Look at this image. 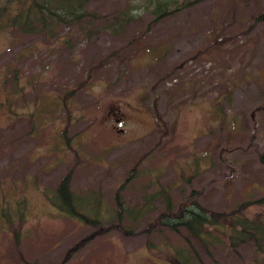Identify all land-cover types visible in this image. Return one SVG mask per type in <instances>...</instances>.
Segmentation results:
<instances>
[{"label":"rangeland","instance_id":"374dc122","mask_svg":"<svg viewBox=\"0 0 264 264\" xmlns=\"http://www.w3.org/2000/svg\"><path fill=\"white\" fill-rule=\"evenodd\" d=\"M130 1L92 0L98 20L57 37L0 30V264H168L183 234L147 225L164 197L125 214L128 233L118 191L130 208L164 187L227 212L264 196V0L103 28ZM67 172L84 204L102 199L100 224L54 203ZM244 214L264 221V203ZM196 244V264H264L252 240Z\"/></svg>","mask_w":264,"mask_h":264},{"label":"trees","instance_id":"16d2710c","mask_svg":"<svg viewBox=\"0 0 264 264\" xmlns=\"http://www.w3.org/2000/svg\"><path fill=\"white\" fill-rule=\"evenodd\" d=\"M92 0H0V30L14 34H41L46 37H57L65 27H76L80 24L93 25L98 20L97 12L90 8ZM203 0H131L117 15H113L103 28L114 34L122 33L133 21L140 17L134 11L143 9L151 13L155 21L176 14L179 11L198 4ZM257 20L264 19V13ZM264 156V155H263ZM71 172H67L55 189L54 203L71 218L84 222L100 224L105 217L102 199L95 194L87 193L90 199L82 202L84 196L75 193L71 186ZM159 196L164 197L163 208L154 220L148 222V228L160 227L182 233L184 243L174 247V257L168 264H196L201 258L198 251L199 242L207 252L212 253L222 242L232 248L250 240L254 247L264 256V221L260 218H249L244 214L245 207L254 202L264 203V196L240 202L231 211H217L207 208L190 193L178 205L173 201L169 190L162 187L147 193L146 200L134 208L125 204L122 194H116L114 212L119 218L114 224L125 232L134 230L132 225L121 224L125 214H145L151 210L150 203ZM82 202L83 204H80ZM148 205V207H146ZM132 213V214H131ZM158 226V227H157ZM157 227V228H155ZM225 236V238H223ZM228 238V240H227ZM201 260V259H200Z\"/></svg>","mask_w":264,"mask_h":264},{"label":"clouds","instance_id":"9594fccd","mask_svg":"<svg viewBox=\"0 0 264 264\" xmlns=\"http://www.w3.org/2000/svg\"><path fill=\"white\" fill-rule=\"evenodd\" d=\"M142 13H143V9H140L139 11H134L133 15L139 16L142 15Z\"/></svg>","mask_w":264,"mask_h":264}]
</instances>
